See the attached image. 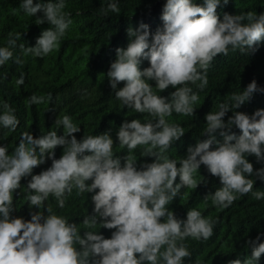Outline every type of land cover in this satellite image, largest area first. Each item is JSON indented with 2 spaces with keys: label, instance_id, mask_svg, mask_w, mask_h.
Segmentation results:
<instances>
[{
  "label": "clouds",
  "instance_id": "clouds-1",
  "mask_svg": "<svg viewBox=\"0 0 264 264\" xmlns=\"http://www.w3.org/2000/svg\"><path fill=\"white\" fill-rule=\"evenodd\" d=\"M228 3L223 0V5ZM221 6V0H203L202 5L194 0H166L160 17L163 25L154 34L143 22L127 29L129 43L126 48L116 49L105 85L113 89L115 99L124 107L147 117L144 122L132 119L120 125L116 137L120 148L128 150L125 156L114 154L111 129L77 140L73 134L81 129L68 115L55 120L56 128H63V135L50 130L34 138L23 132L11 154L7 146H0V264H185L186 258L191 264L192 253L184 241L209 240L219 221L203 216L196 208L187 211L186 220L178 219L167 205L181 194L182 188L196 189L207 183L194 176L201 165L211 176L218 177L221 185L214 194L205 195L204 206L211 201L217 209H227L249 193L257 201L264 200V191H253L255 181L250 178L264 181V167L254 170L247 159L255 156L258 163H264V109L251 115L236 111L255 93H264L255 79L241 93H232L231 105L221 103L218 111L205 115L202 136L207 139L188 146L187 155L179 161L166 155L173 143L185 135L182 126L166 118L173 113L195 116L199 92L208 86L207 73L214 59L227 56L230 47L249 55L255 46L264 43V13L225 12L221 20L217 12ZM19 7L32 17L42 12L36 24L47 22L52 26L42 31L35 46L19 44L23 56L43 58L57 51L72 24L71 14L64 11V0H22ZM99 11L107 16L109 12L119 13L120 8L118 2H109ZM20 39L21 33H8L6 46L0 47V67L13 60V49ZM142 58L150 64L143 70ZM13 62L23 65L25 60L16 56ZM6 78L0 76V80ZM148 81H155L156 91ZM24 82L21 73L15 83L19 86ZM120 82L124 87L117 90ZM170 86L175 91L169 96L160 95ZM52 99L51 93L32 94L27 101L31 106L50 103ZM0 109V126L14 132L19 125L15 109L7 101L0 102ZM229 111L233 114L225 123L223 118ZM233 127L239 129V136ZM58 146L63 148L59 159L55 156ZM140 146L141 157H154L153 162L137 165L132 153ZM47 160H51V166L33 175V169ZM28 176L31 180L24 198L30 208L41 209L51 196L63 209L74 189L77 197L92 193L93 215L85 216L82 224L86 229L97 225L115 229L111 237L92 230L85 231L82 237L77 224L54 213L50 205L46 207L47 215L39 211L31 212L28 221L13 218V193L21 188L22 178ZM261 235L264 233L246 241L250 256L227 264H259L264 254Z\"/></svg>",
  "mask_w": 264,
  "mask_h": 264
},
{
  "label": "trees",
  "instance_id": "trees-1",
  "mask_svg": "<svg viewBox=\"0 0 264 264\" xmlns=\"http://www.w3.org/2000/svg\"><path fill=\"white\" fill-rule=\"evenodd\" d=\"M37 2L40 0H34V3ZM43 2L56 3L59 0ZM64 2L66 4L64 11L71 14L72 24L57 51L37 58L31 55L23 56L19 44L24 43L25 47L35 46L36 39L42 31L52 26L47 22L37 25L36 20L42 17L43 13L28 16L19 7L22 0H0V47L6 46L9 32L21 33L17 47L13 49V60L16 56L25 60L23 65H17L13 60H9L0 67V76H7L6 79L0 80V102L7 101L15 109L19 119V125L14 132L0 126V146H7L11 154L18 146L23 132L31 133L34 138L50 130L63 135V128L57 129L55 120L57 117L68 115L81 129L80 132L73 134L77 140L82 139L84 135H98L111 129L114 154L123 157L128 154V150L126 147L120 148L116 137L120 125L125 120L130 122L132 119L144 122L147 114L136 113L124 107L115 99L113 89L106 88L105 78L111 63L116 59V49L126 48L129 43L128 28H137L143 22L154 34L158 27H162L160 17L166 0H64ZM109 2H118L120 12H109L107 16L100 14V8L106 7ZM194 2L203 4V0ZM221 4L222 6L217 9L221 20L225 12L232 15L248 11L264 13V0H229L226 6L221 0ZM255 47L256 50L249 55L241 54L239 50L232 51L230 47L227 56L220 55L214 59L207 73L208 86L199 92L200 100L195 105V116L186 117L173 113L171 117L166 118L169 123L179 124L185 130V135L173 143L166 155L179 161L187 155L188 146H195L198 140L207 139V136H202L206 127L205 115L218 111L221 103L231 105L232 93H241L254 79L259 87L264 88V43ZM149 66V61L142 58L140 69ZM21 73L25 76V82L18 86L15 81ZM148 82L153 86V91H156L155 81ZM190 86L194 91H198L194 85ZM122 87L124 82L117 84V90ZM173 91L175 89L170 86L160 95L169 96ZM48 93L53 97L50 103L28 105L27 99L32 94L46 96ZM257 109H264V93H255L250 102H246L236 111L251 115ZM232 114V111L226 114L223 118L225 123ZM233 132L237 136L241 134L235 127ZM217 138L223 139L219 135ZM141 152L142 146L137 147L132 153L137 158L138 166L154 161V157H141ZM62 154L63 148L58 146L55 149L56 158L59 159ZM247 159L253 164L254 170L264 167V163H258L255 156H248ZM50 166L51 160H47L33 169V175ZM194 176L198 181L206 180L207 183H201L196 189L182 188L181 194L167 207L175 212L178 219L186 220L187 211L196 208L203 216L218 220L219 223L214 227V235L209 240L195 241L188 238L184 241L192 253L191 264H227L229 260L237 258L243 260L250 256L251 250L247 248L246 241L264 233V200L257 201L249 193L237 199L227 209H217L211 205V201L204 206L203 198L209 193L214 194L221 186L220 181L218 177L211 176L204 165L200 166ZM250 178L255 181L253 191H264V181L255 176ZM30 180L31 176L22 178L21 188L13 193L15 209L11 213L13 218L22 217L28 221L31 219V212L39 211H44L47 215L46 207L50 205L54 213L66 217L69 222H75L82 237L85 231L92 230L105 238H110L111 233L115 231L100 228L99 225L95 229L84 228L82 224L84 217L93 215L92 193L77 197L74 189L63 209L58 207L51 196L41 209L35 206L30 208L24 198L28 194L26 187ZM176 183H179V177ZM260 242H264V235H261ZM185 264H189L187 258ZM259 264H264V254Z\"/></svg>",
  "mask_w": 264,
  "mask_h": 264
}]
</instances>
